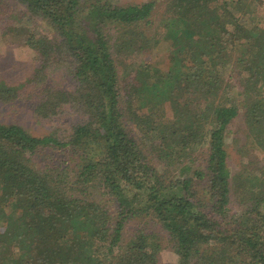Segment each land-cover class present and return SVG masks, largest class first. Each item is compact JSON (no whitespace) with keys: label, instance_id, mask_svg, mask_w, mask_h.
Returning a JSON list of instances; mask_svg holds the SVG:
<instances>
[{"label":"trees","instance_id":"trees-1","mask_svg":"<svg viewBox=\"0 0 264 264\" xmlns=\"http://www.w3.org/2000/svg\"><path fill=\"white\" fill-rule=\"evenodd\" d=\"M17 2L55 36L27 37L36 58L22 88L58 69L74 83L45 88L34 115L73 110L84 120L67 141L0 123V264H158L150 236L122 239L127 220L141 216L168 234L177 264H264V173L249 161L244 184L231 182L224 147L241 104L247 139L264 149V23L240 22L264 0H166L149 36L136 28L151 26L156 0ZM163 45L166 72L126 69ZM3 81L0 101L21 97ZM204 143V171L191 174ZM42 151L51 156L39 165Z\"/></svg>","mask_w":264,"mask_h":264},{"label":"rangeland","instance_id":"rangeland-1","mask_svg":"<svg viewBox=\"0 0 264 264\" xmlns=\"http://www.w3.org/2000/svg\"><path fill=\"white\" fill-rule=\"evenodd\" d=\"M118 5L140 4L146 0H115ZM249 2V0H247ZM166 0H156V5L151 17V26L139 24L136 28L139 32H143L149 36L155 31L157 24H160V19L164 15ZM251 10L250 15H243L240 22L248 29L253 26V21L259 18L260 23H264V6L253 2L249 5ZM21 26L26 27L25 30ZM12 27L15 32H9ZM33 35L37 39L50 40L55 36L46 23V21L32 17L26 11L25 7L17 0H0V83L6 80L12 84L16 91L20 90L22 94L16 100L9 102L0 101V123L14 124L22 127L27 133L35 137L51 136L59 141H67L72 135L73 128L76 125L82 124L84 118L82 115L75 113L73 110H66L58 116L51 118H39L33 113L34 106L46 96L45 88H51L54 83L64 89H73L74 83L70 80V76L64 74L63 69L53 71L44 84H31L22 88L26 79L30 75H26L25 68H30L33 60L36 58V53L28 47L27 37ZM166 45L160 46V49H148L149 52L143 53L135 59H128L127 68H132V65L139 63L155 64L157 69L162 73L166 72L169 67V57L165 53ZM236 53V52H235ZM235 53L232 54L231 60ZM208 61H205L203 66H208ZM232 62V61H231ZM20 66V67H19ZM14 71V72H12ZM125 72V69H121ZM12 72V74H10ZM125 74V73H124ZM123 82H125V75ZM232 92H236L234 89ZM237 115L231 120L226 129L225 150L227 153V164L231 174V182H237L243 185L242 178L239 176L246 167H251L249 161L253 162L254 171L264 173V149L256 148L247 139V128L245 126L243 109L241 104L237 105ZM206 143L201 146H196L195 153L192 155L196 159L195 163L190 165L191 174L196 171H204V153L206 152ZM55 153V158L60 157V154ZM51 156V151H42L36 155V162L41 165L46 163ZM161 169L159 170L160 173ZM174 167L164 169L162 179L168 183L173 180L176 175ZM252 174H256L252 171ZM185 175H182L183 178ZM197 184H201L195 182ZM102 189L95 191V196L98 197ZM104 200L107 203V199ZM109 205V202H108ZM231 211L235 208L232 205ZM142 231L150 236V241L156 245L157 262L158 264H177V258L174 254L172 241L168 234L162 230V227L149 217H132L125 223L123 227V241L134 240Z\"/></svg>","mask_w":264,"mask_h":264}]
</instances>
